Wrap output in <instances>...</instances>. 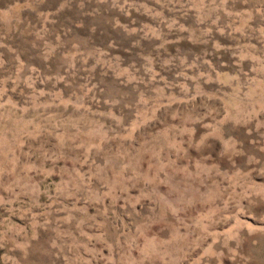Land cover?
Returning <instances> with one entry per match:
<instances>
[{"label": "rangeland", "instance_id": "374dc122", "mask_svg": "<svg viewBox=\"0 0 264 264\" xmlns=\"http://www.w3.org/2000/svg\"><path fill=\"white\" fill-rule=\"evenodd\" d=\"M0 264H264V0H0Z\"/></svg>", "mask_w": 264, "mask_h": 264}]
</instances>
